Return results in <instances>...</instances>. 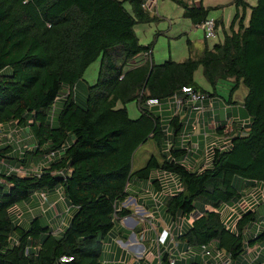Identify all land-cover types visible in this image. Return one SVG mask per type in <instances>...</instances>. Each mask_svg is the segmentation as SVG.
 <instances>
[{"label": "trees", "instance_id": "16d2710c", "mask_svg": "<svg viewBox=\"0 0 264 264\" xmlns=\"http://www.w3.org/2000/svg\"><path fill=\"white\" fill-rule=\"evenodd\" d=\"M146 1L0 0V264H112L103 259L105 239L133 212L121 206L131 195L129 185L150 181L163 190L160 172L175 176L180 188L160 200L174 241L168 236L157 242L159 249L165 246L159 264H214L217 253L229 255V264H244L248 248L264 245V215L239 200L252 188L264 199V0H233L235 12L220 42L205 45L197 58L160 63L152 58L153 44H141L135 32L136 24L159 18L155 6L144 7ZM174 1L195 25L213 8L201 0ZM219 23L215 18L216 30ZM97 60V77L82 106L75 88ZM199 67L211 90L195 81ZM226 80L232 82L227 102L240 85L246 87L248 122L239 132L234 121L215 124L229 144L214 146L210 164L195 168L186 162L191 150L182 143L178 111L163 120L146 101L166 104L182 87L212 96ZM130 102L138 106L136 118L129 116ZM18 131L33 145L19 146ZM148 140L160 157L151 154L134 168V153ZM50 152L55 156L34 171ZM4 165L32 171L21 175ZM54 189L75 207L59 234L41 216L24 226L21 210L11 211L33 192ZM237 204L243 210L232 229L221 210ZM256 222L258 231L246 242V230ZM202 246L211 257L200 254Z\"/></svg>", "mask_w": 264, "mask_h": 264}, {"label": "rangeland", "instance_id": "374dc122", "mask_svg": "<svg viewBox=\"0 0 264 264\" xmlns=\"http://www.w3.org/2000/svg\"><path fill=\"white\" fill-rule=\"evenodd\" d=\"M189 1L193 2L196 5L200 2V0H188V2ZM232 1L233 0H201V3L207 7H213L212 10L210 11L211 15L223 16L225 20H228L227 18L232 16L234 12V6L232 4ZM247 1L252 4L255 3V0H247ZM154 13H156V15L159 17L158 20L153 21L151 23H145V24L140 23V24L135 25V32H136V35L138 36L139 42L144 45L148 43L153 44V49H152L153 55L152 56H153L154 61L156 63H160L169 58L175 61H182L186 59L187 57L197 58L204 47V43H203L204 33H203V30L198 25L193 24L189 19L182 16L181 6L174 0H156V4L154 7ZM217 41H218L217 37L207 39V42L210 45L214 44ZM98 68H99V60L93 62L87 68V70L84 73L83 79L79 80L77 83V87L75 88V91L77 92L76 93L77 101L82 106H84L85 100H86V88L88 85L93 84L95 82L96 77H97ZM194 77H195V81L197 82V84H199L201 87L211 90L210 86L208 85V83L203 77L201 67H199L196 70ZM230 83L232 84V82ZM229 86L231 85H229L228 82L219 83V86L216 89V91L218 95L221 96V98H228V92L230 88ZM246 92H247L246 87L243 84L240 85L239 88L235 91L233 99L241 102L244 96L246 95ZM60 103H61V100L59 98L57 99L58 109L60 108ZM238 106L242 107L239 103H238ZM237 108L238 107H236V109ZM127 109L129 112V116L131 118H136L140 114L138 106L135 102L128 103ZM244 122L245 121L241 122V125H243ZM226 146H228V144ZM211 151H212V146H210V154H209V159H208L209 161L207 160L209 164L211 160ZM151 154H155L158 158L160 157L157 152V149L154 146L153 141L148 140L135 151L134 156H133V167L140 168L144 166L147 162V159L150 157ZM189 155H190L189 158L193 156L192 153H189ZM9 161L15 162L14 159H11ZM186 162L188 163V161ZM186 162L184 161V163L188 165ZM153 174H154V177L157 176L156 172H154ZM158 177H160L162 186L164 187L163 190L157 191L150 181H146L150 185V187H148L149 189L148 188L142 189L138 193L139 198H140V203L143 202L146 204V201L150 202L151 206H149L148 209L152 207V209H150V212L153 211L155 213L156 218L152 217L151 221L149 219H142L144 215H146L147 213L139 214V211H140L139 208L137 209L134 208V206L136 205L135 203H137L136 202L137 198L132 197V199L130 200V205H129V208L133 211L132 215H130V217L123 218L122 221H117L116 226L112 229L111 233L106 237V241L104 244L105 251L111 250V252L114 253V251H116L118 247L124 251V257L129 255V258L131 257V259L133 258V260H137L136 258L133 257L135 256L134 251L128 250L126 246H122L117 241L119 238H121L122 240L124 239L122 236H119V231H120L119 229H121V231L125 230L129 232V234L126 232L128 238L132 234H135L137 238L136 240H133V242L141 241L140 243L143 244L144 248H145V245L150 244L153 241L154 247H152V253L154 251L157 252L156 251L157 246H156V240H155L156 227L158 226L159 223L160 224L163 223L162 219L160 218V215H161L160 210L157 208L159 206L158 204L160 203V199L164 194L173 192L174 190H176V186L178 187V189L180 188L179 187L180 184L175 176L168 174L166 178L165 174L160 172V176L158 174ZM261 187L262 186L260 185V188ZM46 194L48 197L51 196L52 197L51 200H53L55 203V207L50 212V215L52 217L49 220L46 218V216L42 213L43 211L41 210V202L44 203V198L40 197L41 193L39 191L33 192L29 200L32 201L34 198H37L38 207H39V216H41L42 221L47 224H51L49 222L53 220L52 224H55L56 226L55 229L57 230L59 229L58 231L61 232L63 228L67 226V224L69 223L73 215V212L75 211V207L71 206V204L64 197V195H62L61 192H58V189L46 191ZM250 195H251L250 202H252L251 205L255 206V208H257L258 210L260 208L259 213L257 214L258 216L260 215L263 216L264 215L263 214L264 199L262 198V194L260 190H259V193L256 195V197L252 196L251 193ZM246 196H249V195L248 194L246 195L244 193V196L239 199L241 204L243 205H246L247 203H249ZM251 205L247 208L250 209ZM234 207L235 208H233L232 206L226 205L221 210L222 218L225 220V223L227 225L232 227V229L234 228L233 221H235V219L239 216L240 212L243 210L241 206L238 204L237 206H234ZM67 209L70 211L66 212ZM31 218L26 217L24 219V222L22 221V224L24 226H27ZM142 220L143 222L145 221V223H142ZM59 224L61 227L58 226ZM188 224H190V219L185 220L184 226L186 227ZM258 224H260V222L253 223L247 228L246 233H245L246 242L248 238L250 237L252 238L255 235ZM135 227H137V229H135ZM140 227L143 229L138 230V228ZM142 236H145L146 241L144 240ZM254 246L255 247L253 248L250 247L249 249L250 253L252 252L253 254L248 255L245 253V255L242 257L244 264H249V262L254 257L256 258L257 253L259 251L261 253L262 259L261 261H255L253 264L264 263V245L258 246V244L255 243ZM109 247H110V250H109ZM147 250L149 249L146 247V251ZM144 251L145 250H143V252ZM124 264H125V261H124ZM137 264H139L138 261H137Z\"/></svg>", "mask_w": 264, "mask_h": 264}, {"label": "crops", "instance_id": "0c3cea01", "mask_svg": "<svg viewBox=\"0 0 264 264\" xmlns=\"http://www.w3.org/2000/svg\"><path fill=\"white\" fill-rule=\"evenodd\" d=\"M154 4H156V0H154ZM250 4H252V3H250ZM234 12H235V10H234ZM234 12H233L232 16L227 18L228 20H225L223 18V16H216V15L210 14V16H212V17H214L220 21L219 26L217 27V30H216V37L218 38L217 42H220L222 40L223 35L227 31V27L229 26V23H230L233 15H234ZM203 43H204V47H205V45L211 46L210 44H208L207 39L205 40V37H204ZM204 47H203V49H204ZM151 55H153V52ZM144 57H145L144 55L138 56L135 60L136 61H139L141 59L143 60ZM152 58H153V56H152ZM220 82H228L229 85H231L230 81H228V80L227 81H220ZM219 83L217 84L216 89L218 88ZM76 93L77 92L75 91V94ZM234 93H233V96H234ZM205 95H206L205 99L202 102L203 106H204V110L202 113H200L199 110L192 107L191 103L185 104L183 106V108L178 111V114L180 115L181 122L183 123V128H182V132H181L182 143L187 145L191 150L190 153L193 154V156H191V158H188L187 161L190 165H192L195 168L200 166V165H203V166L209 165L208 159H209V154H210V146H212V148L214 146H218V145H222L224 147H227L226 145L229 144V139L223 138V136H219L215 133L214 124L219 125V124L224 123V122L230 123V122L234 121V122H236V125H237L235 132H239V131H241L240 128H242L241 122H243V121H245L244 123L248 122V116H247V114L243 108V105H242L244 98L242 99L241 102H239V101H236L235 99H233V96H232V102H234V103H232V102H227V100H226L227 98H221V96L218 95L217 91L212 96H210L208 93H206ZM76 100H77V94H76ZM238 103L242 107L238 106ZM198 104L199 103H196L197 106H198ZM236 107H238V108L236 109ZM152 109L155 112H158L161 115L163 120H167L172 114H175V112H177L175 110L174 106L170 103L161 104L160 106H153ZM236 114H237V116H236ZM21 134H22V132L19 133V131L15 134L17 137V140H20L19 146L21 145L22 142H25V141H30L29 144H30V146H32L33 142H31L32 139L30 138V136L25 135V136H27L26 137L27 139H24L25 137ZM152 177H154V174H152ZM141 185H143V186H141ZM161 185H162V183H161ZM129 187L131 188V195L128 197V199H132V197H136L138 199L139 198L138 193L142 189H146V188L150 187V185L146 181H138L136 183L130 184ZM162 188L164 189L163 186H162ZM257 191H258V188L257 189L256 188L247 189L246 191H244V193L246 195L247 194L249 195V196H246L249 203H251L250 202L251 201L250 193L252 194V196L256 197ZM43 192L45 193L44 194L45 195L44 196V203L45 204L43 203L44 210L42 208H41V210L43 211L42 213L49 220L52 217L50 215V212L55 207V203L53 200H51L52 199L51 196L50 197L47 196L46 191H43ZM58 192H61V189H58ZM61 194H62V192H61ZM141 203L137 202V204L134 206V208L135 209L139 208V210H140L139 214L147 213L146 215H144V217L142 219H149L151 221L152 217L156 218L155 213L153 211L150 212V209H152V207L150 209H148L149 206H151L150 202L146 201V204L143 202H141ZM25 204H27V205H25ZM158 205L160 207V203ZM121 206H124L123 203L121 204ZM159 207H157V208L160 210L161 207L160 208ZM16 208L12 209L11 211L14 213L15 211L18 212L19 210H21L20 215H22L21 220L23 222H24V219L26 217H29V218L32 217L33 218L34 216H39V207H38L37 198H34L32 201L28 199L27 201L22 202L21 204L16 206ZM128 208H129V205H128ZM70 210H71V208H70ZM259 210H260V208H259ZM160 214H161L160 218L162 219L163 223L160 224L159 222H157L159 224L156 227L155 240H157L159 233L161 231H163L164 229H168L170 224H171V222L162 214L161 210H160ZM263 214H264V209H263ZM127 217H130V215ZM120 221H122V219ZM52 222H53V220H51L49 222V223H51L49 225H51L54 228L55 233L59 232L58 231L59 229L58 230L55 229L56 226H55V224H52ZM142 223H145V221L143 222V220H142ZM58 226H60V224ZM135 229H137V227H135ZM140 229L142 230L143 228H141V227L138 228V230H140ZM119 230H120L119 236H122L124 239L122 240L121 238H119L117 241L122 246H126L128 250L134 251L135 256H133V257L136 258L137 260H133V258L131 259V257L129 258V255L124 257V251L118 247H117L116 251H114V253L111 252L110 247H109L110 251H105V245H104L103 259L105 262L112 263V264H124V261H125V264H137V261H138L139 264H159V262H158L159 250H163L165 248V246L160 245V249H159V247L157 245L158 241H156V246H157L156 251L157 252L154 251L153 252L154 255H153V253H152V247H154L153 241L150 244L145 245V248H144L143 244L140 243L141 241L133 242V240H136V238H137L135 236V234H132L129 238L127 236L124 237V235H126L127 231H125V230L121 231V229H119ZM142 237L146 241L145 236H142ZM144 240H142V241H144ZM105 241H106V239H105ZM160 244H164V243L160 242ZM146 247L149 250L146 251ZM253 247H255V246H253ZM143 250H145V251L143 252ZM251 254H253V253L251 252L249 255H251ZM261 257L262 256L260 255L258 261H261V259H262ZM142 258H143V260H142V262H140V259H142Z\"/></svg>", "mask_w": 264, "mask_h": 264}, {"label": "built area", "instance_id": "2783aa9c", "mask_svg": "<svg viewBox=\"0 0 264 264\" xmlns=\"http://www.w3.org/2000/svg\"><path fill=\"white\" fill-rule=\"evenodd\" d=\"M155 6L154 4V0H147L144 4V7H146L148 10H153V7ZM204 33L205 38H214L216 37V28H215V18L210 16L208 17L206 20H204L200 25H198ZM182 94L178 95V94H174L173 97L171 98V100L168 102L170 104H172L175 108L176 111H179L183 108V106L187 103H191L192 107H194L195 109L199 110L200 113L203 112L204 110V106H203V100L205 99V94L200 92V91H196L190 87H182ZM196 103H199L198 106L196 105ZM146 105L148 107H153V106H160L161 103L157 98H149L146 101ZM215 125V124H214ZM243 126V125H242ZM55 156L54 152H50L48 154H46L43 158V160H41L39 162V165H37L36 167H34V171H37L38 169H40L41 166H43V164L45 165L49 160H51L53 157ZM6 166V168H8L11 171H16L21 175H25L27 172L32 171V169H28V167H13L10 165H4ZM44 192H41L40 197L44 198ZM130 200L131 199H126L123 202L124 207H128V205H130ZM137 202V201H136ZM137 204V203H135ZM41 208L44 210L43 208V202H41ZM69 211L68 209L66 210V212ZM257 231H258V227H257ZM170 236V240L173 242L174 241V232L172 229L168 228V229H164L163 231H161L157 237V241L158 243H164V241L166 240V238ZM174 246H176V243H174ZM250 248H248L247 250V254H250L249 251ZM210 250L206 247V246H202V250L200 251V254H205V255H209L210 256ZM258 255V253H257ZM211 257V256H210ZM212 259L214 261V264H229L230 261V256L226 255V256H221V254L217 253L215 255L212 256ZM252 261V260H251ZM251 261L249 263H251ZM173 263V259L170 260V264ZM206 264V263H205ZM241 264V263H238Z\"/></svg>", "mask_w": 264, "mask_h": 264}]
</instances>
